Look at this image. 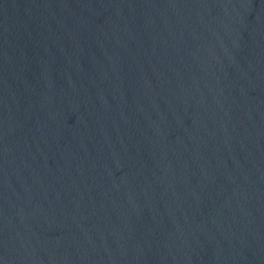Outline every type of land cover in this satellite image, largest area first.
Segmentation results:
<instances>
[{
	"label": "water",
	"instance_id": "obj_1",
	"mask_svg": "<svg viewBox=\"0 0 264 264\" xmlns=\"http://www.w3.org/2000/svg\"><path fill=\"white\" fill-rule=\"evenodd\" d=\"M0 264H264V0H0Z\"/></svg>",
	"mask_w": 264,
	"mask_h": 264
}]
</instances>
